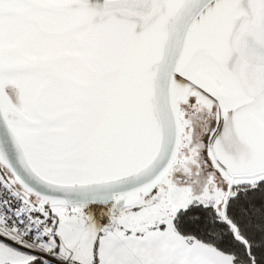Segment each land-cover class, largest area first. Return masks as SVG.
<instances>
[{"label": "snow or ice", "instance_id": "1", "mask_svg": "<svg viewBox=\"0 0 264 264\" xmlns=\"http://www.w3.org/2000/svg\"><path fill=\"white\" fill-rule=\"evenodd\" d=\"M0 264H264V0H0Z\"/></svg>", "mask_w": 264, "mask_h": 264}]
</instances>
